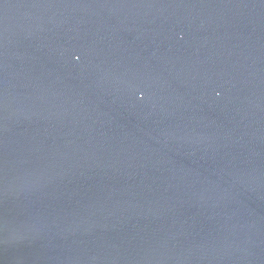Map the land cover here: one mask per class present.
I'll list each match as a JSON object with an SVG mask.
<instances>
[{
    "label": "water",
    "instance_id": "1",
    "mask_svg": "<svg viewBox=\"0 0 264 264\" xmlns=\"http://www.w3.org/2000/svg\"><path fill=\"white\" fill-rule=\"evenodd\" d=\"M0 264H264V0H0Z\"/></svg>",
    "mask_w": 264,
    "mask_h": 264
}]
</instances>
